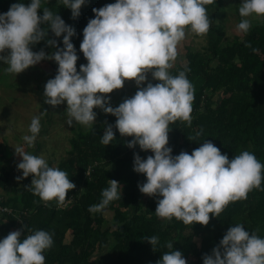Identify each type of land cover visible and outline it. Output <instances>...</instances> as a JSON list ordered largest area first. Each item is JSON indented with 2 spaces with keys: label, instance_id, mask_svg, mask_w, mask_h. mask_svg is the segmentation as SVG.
Here are the masks:
<instances>
[{
  "label": "clouds",
  "instance_id": "1",
  "mask_svg": "<svg viewBox=\"0 0 264 264\" xmlns=\"http://www.w3.org/2000/svg\"><path fill=\"white\" fill-rule=\"evenodd\" d=\"M85 2L63 0V5L70 7L75 17ZM214 2L113 0L93 7L95 15L83 28L79 45L87 62L81 63L79 70L78 51L71 40L76 30L57 11L43 6L44 0H18L0 12V61L8 65L5 71L17 74L42 59H54L58 68L45 83L46 102H66L69 125L75 120L91 128L97 117L96 106L114 114L119 133L132 137L128 146L139 144L141 149L152 152L146 158L134 153V170L146 176L138 184L140 191L159 194L155 208L158 216L169 220L175 217L186 224L206 225L230 202L247 199L253 188L264 187V161L253 151L243 149L229 158L212 140L204 138L191 152L173 154L168 143L171 123L180 119L191 125L195 91L187 76V65L175 74L169 69L189 26L195 33L209 31L211 18L206 5ZM41 8L42 14L38 12ZM238 10L243 18L236 25L237 30L247 33L253 13L264 17V0H241ZM49 29L55 37L63 34V46L49 36ZM41 40L54 50H33V45ZM149 72L157 82L148 80ZM126 78L135 80L137 90L113 106L111 96L106 94L123 87ZM44 111L31 119V134L23 136L28 145L36 141ZM201 135L202 128L189 138L196 140ZM114 137L113 124L106 123L101 142L107 145ZM15 151L22 157L17 167L23 170L16 179L32 174L27 187L33 193L45 201L55 199L63 204L68 190L76 187L67 171L50 165L42 155L26 151L23 145L16 146ZM109 181L102 190V199L89 206L90 212L101 211L112 200L121 199L122 185L114 178ZM145 239L154 249L159 243L158 235ZM53 244V233L46 229L38 228L23 236L22 229L11 230L0 238V264H45L44 250ZM166 246L172 250L149 264H187L182 251L174 248L173 240ZM203 264H264V236L250 231L242 222L230 224L211 253L203 254Z\"/></svg>",
  "mask_w": 264,
  "mask_h": 264
},
{
  "label": "trees",
  "instance_id": "2",
  "mask_svg": "<svg viewBox=\"0 0 264 264\" xmlns=\"http://www.w3.org/2000/svg\"><path fill=\"white\" fill-rule=\"evenodd\" d=\"M221 1L206 5L209 15ZM16 2L18 0H0V12L7 11ZM110 2L113 0H86L80 13L73 17L71 8L63 5V0H44L43 6L57 11L76 30L71 40L78 51V70L81 63L87 62L79 48L82 30L95 15L93 7ZM38 12L42 14L43 9ZM48 34L63 46V34L55 37L51 29ZM205 34L206 53L190 51L185 64L169 70L175 74L187 65L188 78L194 75L202 79L194 91L191 125L180 119L170 124L168 143L173 154L181 150L191 152L205 138L212 140L229 158L248 149L264 161V21L253 24L243 40L236 38L227 44H222L223 26L212 20ZM41 47L46 52L54 50L44 40L33 45V50ZM44 60L48 59L41 61ZM51 68L49 78L58 68L54 59H51ZM152 82L157 81L153 79ZM136 90L137 87L132 88L125 97ZM216 93L220 98L213 104L211 98ZM116 119L112 113L101 117L90 129L80 131L71 139V149L58 167L67 171L76 187L68 190V198L63 204L55 199L43 200L27 187L28 183L15 193L9 183V171L0 167V188L14 193L0 201V205L8 208L0 217V231L7 235L19 228L23 236L43 228L53 233V246L44 250L45 264H149L158 260L163 252L172 250L166 246L169 240H173L174 248L182 251L187 264H203V254L211 253L230 224L242 222L250 231L264 236V187L253 188L247 199L230 202L219 216H211L206 225L200 222L186 224L175 217L169 220L158 216L155 208L159 194L149 195L143 210L132 211L131 207L139 203L143 193L138 184L146 180L144 173L133 168L134 153L139 152L146 158L152 152L141 149L139 144L129 147L127 141L132 137L119 133L115 127ZM106 123L113 124L116 137L104 145L101 137ZM201 128L203 135L197 136L196 140L189 138ZM112 178L122 185L121 199L112 200L105 207L114 212L113 221L117 224L114 229L102 227L105 220L102 211H89L90 205L102 199V190L109 186ZM68 231L71 238L66 241ZM151 235L159 236L155 249L145 239ZM109 243L107 254L91 258Z\"/></svg>",
  "mask_w": 264,
  "mask_h": 264
},
{
  "label": "rangeland",
  "instance_id": "3",
  "mask_svg": "<svg viewBox=\"0 0 264 264\" xmlns=\"http://www.w3.org/2000/svg\"><path fill=\"white\" fill-rule=\"evenodd\" d=\"M240 2L241 0H222L215 9L211 10L212 23L223 26L222 44L230 43L236 38L243 40L245 37V33L238 31L236 27L243 18L238 10ZM249 19H251L252 25L264 21V17L255 13ZM206 47L207 35L205 33H195L189 26L186 29V37L178 45V56L173 62L172 68L185 64L190 51L205 54ZM211 65H214L213 62ZM7 67L6 63L0 61V167H4L9 171V183L16 190V193L26 183L30 184L32 180V177L29 176L22 177L20 180L16 179L23 171L17 167L22 157L16 153V146L23 145L26 151L42 155L49 161L50 165L58 166L59 162L67 155L68 150L71 149V139L80 131L85 132L90 128L75 120H73L71 125L67 123L66 102L58 105L46 102L44 86L52 72L51 59L40 61L17 74L6 72L5 68ZM147 75L148 80L154 79L151 72ZM189 79L193 83L195 90L202 83L201 77L193 75ZM147 82L146 80L142 84ZM135 87H138L135 80L126 78L123 87L113 89L112 92L106 95L111 96L110 102L113 106H116ZM219 98V93L212 95L213 104L218 102ZM45 109L46 111H44ZM94 110L97 112L95 123L99 118L111 114L104 112L98 106L94 107ZM41 111H44L43 115H41V130L34 145H28L23 140V136L26 133L31 134L29 129L31 119L34 115H39ZM13 194V192L0 188V201H5ZM148 196V194L142 193L139 203L131 207V210H143ZM69 201H71V198ZM7 209V207L0 205V217ZM101 211L105 218L102 227L116 228L117 224L113 221L114 212L107 208ZM5 235L4 231H0V238ZM70 238V231H68L65 239L69 241ZM109 246L110 243L105 248H99L100 250L96 251L91 258L107 254Z\"/></svg>",
  "mask_w": 264,
  "mask_h": 264
}]
</instances>
